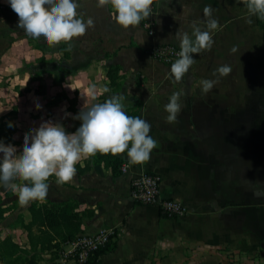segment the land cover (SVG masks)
<instances>
[{"label":"crops","instance_id":"obj_1","mask_svg":"<svg viewBox=\"0 0 264 264\" xmlns=\"http://www.w3.org/2000/svg\"><path fill=\"white\" fill-rule=\"evenodd\" d=\"M208 6L219 23L212 32L214 43L194 55L196 63L175 83L167 75L171 64L157 61L150 51L163 45L180 50L176 33L190 31L194 20H204ZM78 12L85 20L93 18L95 25L72 41L71 59L58 69L59 82L54 81L58 72L36 78L20 72L23 64L35 65L41 58L47 63L50 46L42 38L29 44L23 31L8 29L18 37L10 50L17 56L11 53L0 61V138L8 131L10 140L3 143L19 154L25 134L41 123H59L74 133L80 121L73 117L83 107L123 94L125 109L137 104L138 117L150 123L157 147L148 162L129 166L124 173L112 175L103 164L90 166L87 159L76 165L71 183L58 185L50 177L46 199L22 207L24 224L31 220L32 203L74 201L84 214L80 234L115 231L114 249L101 254L98 264H264V195H254L264 193L263 37L255 16L247 22L243 0H156L145 19L153 23V34L148 35L143 20L122 30L110 7L97 8L96 0H84ZM221 65L232 71L202 95L200 81L216 79L213 72ZM110 66L120 67L115 90L106 77ZM8 74L10 86L2 84ZM93 86L96 100L89 91ZM25 87L33 91L23 94ZM104 87L110 91L101 95ZM173 92L181 93L183 107L177 121L168 123L164 106ZM126 163L125 155L122 165ZM142 174H157L161 197L181 203L185 215L165 218L156 206L136 204L131 183ZM20 232L27 239L26 232ZM61 248L67 252L70 246ZM56 262L74 264L63 253Z\"/></svg>","mask_w":264,"mask_h":264},{"label":"clouds","instance_id":"obj_2","mask_svg":"<svg viewBox=\"0 0 264 264\" xmlns=\"http://www.w3.org/2000/svg\"><path fill=\"white\" fill-rule=\"evenodd\" d=\"M155 2L96 0V7H110L116 25L122 30H129L152 15ZM7 3L17 15V27L23 30L25 36L35 40L42 38L49 46L63 42L70 49L75 38L84 36L95 25L93 18L85 20L83 13L78 12L84 0H7ZM243 3L248 23L252 22L253 16L264 20V0H243ZM212 12L210 6L205 7L204 20H194L188 25L190 31L176 33L180 50L167 74L175 83L181 82L196 63L194 55L211 49L214 43L212 32L219 26ZM186 14L183 10L182 15ZM231 71L229 65H221L213 72L216 79L201 80V94L207 95L219 83L220 77L227 76ZM93 89L94 86L89 91L92 92V99L96 100ZM109 91L108 87H104L100 94ZM125 99L123 94H115L103 102L83 107L73 117L80 121V126L71 134L59 123H41L25 134L19 154L16 147L0 141V186L16 194L19 205L25 207L31 202L46 199L50 177L54 176L58 185L71 183L77 172L76 165L97 154L115 157L126 153V168L148 162L157 141L150 135V123L127 114ZM182 107L181 93L173 92L164 106L166 122H176ZM8 126L12 127V124ZM254 195L264 193L256 192Z\"/></svg>","mask_w":264,"mask_h":264},{"label":"trees","instance_id":"obj_3","mask_svg":"<svg viewBox=\"0 0 264 264\" xmlns=\"http://www.w3.org/2000/svg\"><path fill=\"white\" fill-rule=\"evenodd\" d=\"M257 27L262 32L263 46L262 56L264 61V20L255 17ZM60 52H64L65 56H69L70 49L68 47H61ZM45 60L41 58L36 63H44ZM32 64H26L29 68ZM62 71V67H60ZM119 66H110L107 69L106 77L110 82V88L116 89L119 85L120 75ZM30 76L34 78L45 74L41 71H31ZM32 74V75H31ZM62 77H60V80ZM107 98H103V102ZM138 105L125 109L128 115L138 117ZM0 119V135L3 132L4 125ZM11 134L7 131L5 137L0 138L2 142H9ZM126 153L111 156L97 154L95 157L89 158L88 163L90 166L103 164L105 168L109 169L112 175H116L120 171L123 163V157ZM78 204L74 201L62 203H50L47 201L42 204L32 203L28 207L31 216L29 223L24 224L20 222V228L26 232L27 243L26 245H19L10 235H0V264H58L60 254L63 250L61 246L68 244L82 232L81 225L83 222L84 214L78 211ZM8 208L2 205L0 195V221L4 220ZM90 215V214H88ZM114 242L108 245L105 249L96 253L91 259L89 264H98L99 257L105 251H112L114 249ZM50 254V261L44 262L41 258L42 253Z\"/></svg>","mask_w":264,"mask_h":264},{"label":"built area","instance_id":"obj_4","mask_svg":"<svg viewBox=\"0 0 264 264\" xmlns=\"http://www.w3.org/2000/svg\"><path fill=\"white\" fill-rule=\"evenodd\" d=\"M154 4L152 5V11ZM142 27L148 35L153 34V23L143 20ZM176 47L163 45L155 47L150 54L157 61L170 65L178 57ZM125 164L120 171L125 172ZM161 179L157 174H142L132 180L131 197L136 204L156 206L160 215L165 218H178L185 215V208L174 199L163 198L160 194ZM116 234L114 229L105 228L95 234H79L74 241L68 243L69 251L63 252L65 257H70L74 264H89L90 259L108 245L114 242Z\"/></svg>","mask_w":264,"mask_h":264},{"label":"rangeland","instance_id":"obj_5","mask_svg":"<svg viewBox=\"0 0 264 264\" xmlns=\"http://www.w3.org/2000/svg\"><path fill=\"white\" fill-rule=\"evenodd\" d=\"M142 22V21H141ZM18 24V17L17 15L11 10L9 7L7 0H0V61L4 62L7 60L8 54H11L12 52V42L14 40H17L18 37H15L11 35L8 32V29L11 30H16L17 32H22L23 30L17 27ZM142 24V23H141ZM27 42L29 44H33L31 37L25 36ZM9 38V39H8ZM20 38V37H19ZM24 39V40H25ZM36 41V40H35ZM38 42V41H36ZM43 42V39H42ZM39 43H41L39 41ZM63 42L59 45L56 46H50V60L47 63H39L35 65H31L29 68L26 67V64H23V67L20 69V72H31V71H41L43 73L47 72L48 75L51 76V74H54V72H58L60 67L63 65V62L65 63L66 60L71 59L70 57H66L64 52H60L59 49L61 47H64ZM68 47V46H65ZM69 48V47H68ZM52 49H55L52 51ZM58 49V52L56 51ZM60 53V54H59ZM17 56V52L15 50L12 55ZM0 71H4L3 67L0 69ZM19 72V71H18ZM17 72V73H18ZM8 73V72H6ZM16 73V72H15ZM10 74L8 75H3L2 79V84L5 85L6 83L10 86V81L6 82L7 78L9 77ZM60 77H62V72H58V75L56 76V80H60ZM45 82V81H44ZM35 90L36 92L38 91ZM16 90H18V87H16ZM33 89L29 87H25L22 91L23 94L30 93L32 92ZM21 93L20 91H17ZM10 105V104H9ZM8 104L6 106H9ZM7 108V107H6ZM14 193L10 190L5 189L3 186H0V195L2 199V205L4 202L7 201V204L5 203L4 205H7L6 208H8V212H11V214H5L4 220L0 221V235H10L13 240H16L20 242L22 245H25L27 243V239L24 238V233L20 232V222L23 221L22 217V207L18 203L17 197H12ZM16 195V194H15ZM41 258L44 262H49L50 261V254L48 253H42Z\"/></svg>","mask_w":264,"mask_h":264}]
</instances>
